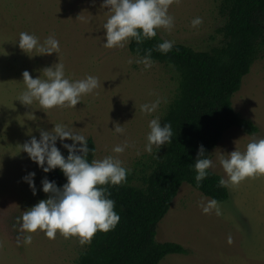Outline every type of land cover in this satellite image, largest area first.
Returning a JSON list of instances; mask_svg holds the SVG:
<instances>
[{
    "label": "rangeland",
    "instance_id": "374dc122",
    "mask_svg": "<svg viewBox=\"0 0 264 264\" xmlns=\"http://www.w3.org/2000/svg\"><path fill=\"white\" fill-rule=\"evenodd\" d=\"M220 1L174 0L168 9L174 27L170 31L158 29L157 33L174 44L209 51L222 40L218 31L224 24L218 11ZM101 3L0 0V264H76L88 246L59 233L55 239H48L39 230L31 234L30 244L23 242L17 218L49 195L40 190L41 180L48 173L31 162L26 153H19L20 145L31 136L39 139L38 128L50 130L56 123L74 127V131L93 140L94 159L118 155L134 176L136 186L162 151V147H154L152 153L144 151L148 123L156 117L162 123L177 94L178 74L158 62L151 61L150 68L136 63L141 58L132 55L128 45L103 47L102 25L109 13ZM197 17L202 23L193 27L191 22ZM261 20L264 26V15ZM21 32L35 34L41 41L54 35L60 43L59 53L29 58L16 44ZM57 62L65 65L67 78L79 80L92 75L102 86L83 96L74 109L53 108L44 113L35 102L26 107L16 101L24 90V71L33 78H43V69ZM157 99L160 105L155 112L149 115L141 111V105ZM232 107L259 131L254 135L237 129L225 133L210 155L216 163L214 173L220 176L224 175L217 159L220 152L244 151L252 139L264 137V54L242 79ZM114 124L123 126L124 133H114ZM123 144L128 145L123 153L112 152L113 147ZM56 146L63 155L67 151L59 141ZM28 172L36 173V195L21 179ZM227 188L229 198L219 203L222 214L217 216L215 211L203 213L198 206L207 197L188 185L180 187L167 214L156 225L155 241L177 243L187 254L168 255L159 264H264V176L247 178Z\"/></svg>",
    "mask_w": 264,
    "mask_h": 264
},
{
    "label": "clouds",
    "instance_id": "9594fccd",
    "mask_svg": "<svg viewBox=\"0 0 264 264\" xmlns=\"http://www.w3.org/2000/svg\"><path fill=\"white\" fill-rule=\"evenodd\" d=\"M173 2L174 0H102L100 7L107 8L109 13L102 25L103 47L123 48L133 41L140 44L155 38L158 29L170 31L174 27V17L169 15L168 9ZM201 23L199 17L191 22L193 27ZM16 44L29 58L57 54L60 51V43L54 35L41 41L35 34L21 32ZM173 46L174 42L165 40L156 46V50L167 54ZM151 51L147 50L146 55L135 62L150 68ZM22 82L24 90L16 101L26 107L35 102L44 113L53 108L74 109L81 103L83 96L102 86L100 80L92 75L79 80L67 78L65 65L61 62L45 67L43 78L40 75L33 78L28 71H24ZM159 105L160 100L157 99L141 105V111L150 115ZM33 117L36 118L34 115ZM160 122V118L156 117L148 123L149 131L144 146L147 153H152L154 147L159 150L172 143L174 134L171 124L165 123L161 126ZM73 128L63 123L54 124L50 130L38 128L39 139L33 135L20 145L19 153H26L29 160L44 173L59 169L66 178V182L58 187L55 181L44 177L40 190L49 194L48 197L25 209L17 218L19 232L23 235L25 244H30L31 234L39 230L48 239H55L59 233L65 239L76 238L79 245L84 246L91 243L97 231H111L120 220L114 210L115 201L110 198L108 187L126 182L129 169L123 165L118 155H107L89 162L88 154L92 150L88 147L87 138ZM112 131L123 134L125 129L114 124ZM57 141L67 150V157L56 146ZM127 147V144L116 145L112 152L121 154ZM217 159L224 174L218 181L220 187H234L247 178L264 176V137L252 139L244 151L234 149L226 155L220 152ZM215 168L216 163L206 154L204 146H198L193 166L197 187L211 174L210 170L214 172ZM35 175V172H28L21 178L28 184L33 195L37 193ZM198 206L205 214L213 211L217 216L222 214L215 198H204Z\"/></svg>",
    "mask_w": 264,
    "mask_h": 264
},
{
    "label": "trees",
    "instance_id": "16d2710c",
    "mask_svg": "<svg viewBox=\"0 0 264 264\" xmlns=\"http://www.w3.org/2000/svg\"><path fill=\"white\" fill-rule=\"evenodd\" d=\"M218 11L224 19L218 30L222 40L209 51L174 44L170 52L162 54L156 46L165 40L158 33L140 44H128L130 53L141 59L151 49L152 62L168 65L178 74L176 97L161 123H170L174 135L140 178V186L133 184L134 176L128 172L126 182L108 187L120 220L111 231H97L76 264H159L168 255H186L187 250L177 243L155 241L156 225L180 187L188 185L218 203L228 200V188L218 186L220 175L210 170L197 187L193 166L198 146L203 145L210 158L227 131L237 129L247 135L259 131L251 120L234 111L232 99L253 63L264 54V0H221ZM87 141L91 162L96 148L92 139ZM47 179L58 187L66 182L59 169L49 172Z\"/></svg>",
    "mask_w": 264,
    "mask_h": 264
}]
</instances>
